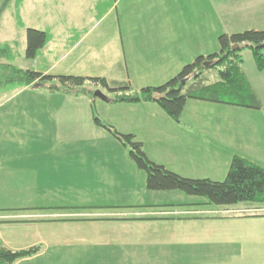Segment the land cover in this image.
<instances>
[{"label": "crops", "instance_id": "0c3cea01", "mask_svg": "<svg viewBox=\"0 0 264 264\" xmlns=\"http://www.w3.org/2000/svg\"><path fill=\"white\" fill-rule=\"evenodd\" d=\"M140 2L148 8L139 9ZM66 4L69 13L77 15L71 13L64 26L54 19L57 46L52 49L58 58L39 71L51 74L57 69L52 75H78L75 66L63 61L78 50L80 60L95 61L91 46L104 51V43L95 39L97 43L91 40L82 48L86 34L75 43L71 35L100 13L115 22L110 31L115 34L117 60L107 69L114 72V68L121 81L108 75L104 78L116 83L126 80L136 92L164 84L197 56L217 52L221 34L264 30V0H68ZM81 8L84 16L79 14ZM38 59L33 61L37 64ZM244 73L261 103L260 110L189 99L179 122H174L156 110L153 102H118L113 107L126 112L115 114L112 121L100 120L119 133L134 136L143 113L159 117L165 127L149 122L141 125L153 137L148 139L153 151L145 141L139 142L150 160L182 177L220 180L234 156L264 168V102L252 82L264 79V71H257L254 65L251 73ZM63 95L64 105L54 103L34 110L33 119L24 121L36 136L47 127L52 134L50 141L39 142L20 136L24 146L31 145L30 152L23 150L22 158L21 149H14L16 145L26 148L23 143H7L3 137L9 131H30L21 130L23 123L5 109L7 103H0V248L22 251L40 247L36 254L12 264H264V215H209L219 209L202 202L185 207L180 205L185 203H165L163 199L152 203L138 199V186L114 169L115 160L108 152L100 154L107 160L100 159L101 168L97 166L95 148H102L103 143L95 139L107 138V130L94 124L92 110L66 107L71 95ZM205 114L212 119H205ZM76 122L92 132L90 140L72 139L69 131ZM91 192L110 193L107 195L114 201L94 202ZM5 197L20 200L5 203L1 200ZM96 204L103 209L89 210ZM130 207L135 209L124 210Z\"/></svg>", "mask_w": 264, "mask_h": 264}, {"label": "rangeland", "instance_id": "374dc122", "mask_svg": "<svg viewBox=\"0 0 264 264\" xmlns=\"http://www.w3.org/2000/svg\"><path fill=\"white\" fill-rule=\"evenodd\" d=\"M68 0H25L23 3L20 2V0H0V42H3L5 44L10 45L12 48V53L10 56L1 58L0 57V103H7L5 109H8L12 112V116L16 121H21L23 123L25 128H21V130H28L29 133L21 134L18 129H16V133H9V127L7 128V134L4 135V141L7 143H19L22 142L20 136H24L22 140L30 141V140H36V142L39 141H50L51 140V131L50 127H47L44 131V133L41 136H36V132L33 127L27 126L24 121L32 120L33 112L34 110H41L51 107L52 104L61 103L64 105V102H62V99L65 95L63 93H66L62 90L58 91H52L50 89L51 86H53V82L40 84L39 87H29V88H22V84H20L16 78L20 77V75L11 73L9 69H6V66L8 64H11L21 70L31 69L33 71H39L40 69H46L43 64L52 65V63H55L57 61V54L53 52V47L56 45L55 43V23L54 19L59 20V23L62 25L67 22V19L71 16V13L77 15L74 12H70V7L67 5ZM150 2V0H148ZM112 1V5H113ZM109 5V4H108ZM107 5V6H108ZM145 2L139 3V9L140 8H148ZM100 6L97 5V8ZM126 6H124L125 8ZM113 12L114 6L112 7ZM79 14L81 16H84V9L81 8L79 10ZM93 15H91V18ZM84 22V21H83ZM125 23V22H124ZM128 23L124 24V27H126ZM264 25V24H263ZM64 26V25H63ZM115 22L112 21V17L108 18H102L100 13H97L92 19L88 20V23L86 26L82 27L79 31L75 32L71 35L73 37L71 39L72 43H75L82 34L85 35V41L82 45V48L87 44V42L94 40L95 43H97L96 40H100L104 43V51L100 49V47L93 44L91 46L90 54L95 61H87V60H80L79 52L81 50H78L76 52L70 53L68 56L63 59L64 65L70 64L76 67L74 70V73L78 74L75 76H80L81 73H95L93 77H104L105 75H108V77H116L118 82L121 81L118 73H114L115 69L112 68L114 72H111L107 69V65L111 66L113 65L114 61L117 60V53L116 49L114 47V41L115 40V34L110 31L112 28H114ZM32 28L41 30L47 33V40L45 42L44 48L42 50H39L36 54V58L39 57V61L36 64L33 60H28L25 57V47H26V29ZM103 32H105L103 34ZM222 33V31H221ZM220 33V34H221ZM55 35V36H54ZM94 37V38H93ZM97 37V38H95ZM96 39V40H95ZM1 43V44H3ZM102 44V43H101ZM106 44V46H105ZM218 46V44H217ZM219 48V47H218ZM56 51V49H54ZM67 51V50H65ZM217 51V50H216ZM215 52V51H214ZM264 54V49L262 50ZM241 57L243 59L242 62V69L246 73L252 72V67L255 65L253 56L251 51L248 48H245L241 51ZM104 58V59H103ZM107 59V61L105 60ZM63 65V66H64ZM106 65V67H105ZM59 68V65L57 66ZM62 68V67H60ZM52 73H57L59 70L52 69ZM40 72V71H39ZM73 72V71H71ZM179 72V71H178ZM51 73V75H52ZM10 74V75H9ZM56 75V74H55ZM65 75V74H61ZM70 75V74H66ZM115 75V76H113ZM106 77V76H105ZM173 77V76H172ZM207 82L212 83L216 80V73L214 71L207 74ZM108 79V78H106ZM14 80V81H12ZM109 80V79H108ZM112 81V80H110ZM127 82L126 80H124ZM122 81V82H124ZM117 82V83H118ZM124 82V83H125ZM252 82L256 85L257 89H260L258 93L260 94L263 102H264V79L259 78V80H252ZM130 86V85H129ZM131 87V86H130ZM90 89H93V86L86 85L85 91H80L77 93L70 92V98L66 102L65 106L69 109L73 110H83V111H90L91 112V118L93 116L101 119L102 121H112L115 114H124L126 112V109H123L121 107H113L115 104H119L118 102H113V98H115V93L109 92L107 89L98 87L97 89L93 90L92 93H90ZM99 91L106 99L103 100L99 97L94 96V92ZM129 92H135L134 88L131 87V90ZM42 94V96L40 95ZM76 94V95H74ZM60 96L59 98L57 96ZM57 98H56V97ZM109 97V98H108ZM111 99V100H110ZM109 100V101H107ZM128 104V103H127ZM129 104H139V103H129ZM156 110L161 109L154 103ZM82 111V112H83ZM119 111V112H118ZM23 112H26V114L23 115ZM162 114L165 115L163 111H161ZM150 112L148 115L145 113L142 114L141 117H139L138 121V129L134 130V140L138 141L143 140L149 147L150 151H153L151 148L153 145L149 142L148 139L153 138L152 135H148L145 132V130H142V124L145 122H149L155 126L165 127L166 124L159 118L155 117L152 118L150 116ZM128 115V114H127ZM168 118V117H166ZM204 118L207 120H211L212 117L208 115H204ZM93 119V118H92ZM130 119V118H129ZM20 128V127H19ZM5 129V127H4ZM124 134V133H123ZM69 135H72V139L75 141H81V140H90L92 137V132L87 130V128L82 125L81 123H75V127L73 130L69 131ZM107 138H104L102 136H95L97 137L95 142L103 143L102 148H95L97 156V166H99L100 159H103L105 162L107 159L101 158L100 154H105L108 152L110 156L115 160V162H112L114 169L121 172L123 179L132 180V184L134 186H138V190L140 191L138 195V199L142 198L145 199V201L152 203L153 201H156L157 199H163V201L166 202H172V203H185V207L189 206L188 203H201L205 202V199L202 197L197 196H189L183 193L180 190H170V191H149L146 189L145 186V172L141 169H139L136 164L131 160L129 156V147L127 145H124L120 140L116 139L113 135L108 133L107 131ZM144 137V138H141ZM23 147L16 145L15 146V152L17 150L21 149V154L19 157H23L24 153L23 150L26 149V151L30 152L31 145L24 146L26 142H22ZM15 157V155H14ZM22 168L20 169V171ZM20 174V173H19ZM225 179V176L220 178V180H213V181H223ZM30 183V181H29ZM47 192V191H46ZM74 192H70V194H73ZM107 194L111 195L110 193H90V197L94 202L100 203L103 201H114L112 197L108 196ZM126 196V195H125ZM24 198V196L20 197ZM20 198L14 197H5L1 200L5 203H10L13 200H16L17 203ZM72 198V197H70ZM135 198H132V203L134 202ZM97 206L92 207L89 210H102L103 207L101 204H96ZM107 205V204H105ZM103 205V206H105ZM101 207V208H100ZM178 207V206H177ZM212 208L219 209L216 211L209 212V215H264V209H248L250 208L249 205L245 203H240L236 206V210L231 212H225L221 209H230L234 207H215L211 206ZM135 209L130 207L129 209L124 210H131ZM200 211H203L201 209Z\"/></svg>", "mask_w": 264, "mask_h": 264}, {"label": "trees", "instance_id": "16d2710c", "mask_svg": "<svg viewBox=\"0 0 264 264\" xmlns=\"http://www.w3.org/2000/svg\"><path fill=\"white\" fill-rule=\"evenodd\" d=\"M45 42L46 35L43 31L27 28L26 59L33 60L38 51L44 47ZM217 42L219 47L217 52L197 56L164 84L144 87L137 92H129L131 87L128 83L111 82L104 77L43 74L31 69L21 70L11 64H8L6 69L20 75L16 80L22 86L53 82L54 85L50 87L52 91L77 93L85 91V86L90 85L93 86V89L89 90L90 93L98 87L115 93L113 102H153L174 122H179L186 101L189 99L260 110L261 103L241 67L243 62L241 51L248 48L252 53L257 71H264L262 52L264 30L221 34ZM11 53L12 48L8 44H0L1 58L8 57ZM212 71L216 73V80L208 83L206 76ZM93 122L129 147L131 160L145 172V186L149 191L180 190L186 195L204 198L205 202H202V205L234 207L245 203L249 205L248 209H264L263 167L240 156H234L223 181L182 177L150 160L143 151L142 144L135 141L133 135L119 133L95 116H93ZM39 251L40 247L22 251L0 248V264H12L17 259L32 256Z\"/></svg>", "mask_w": 264, "mask_h": 264}, {"label": "water", "instance_id": "95a60500", "mask_svg": "<svg viewBox=\"0 0 264 264\" xmlns=\"http://www.w3.org/2000/svg\"><path fill=\"white\" fill-rule=\"evenodd\" d=\"M94 96H96V97H99V98H101V99H103V100H105L106 98L99 92V91H95L94 92Z\"/></svg>", "mask_w": 264, "mask_h": 264}]
</instances>
